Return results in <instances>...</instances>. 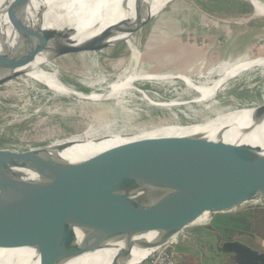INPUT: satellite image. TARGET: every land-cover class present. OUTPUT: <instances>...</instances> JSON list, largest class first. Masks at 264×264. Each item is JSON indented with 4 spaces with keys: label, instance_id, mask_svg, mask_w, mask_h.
Masks as SVG:
<instances>
[{
    "label": "water",
    "instance_id": "water-1",
    "mask_svg": "<svg viewBox=\"0 0 264 264\" xmlns=\"http://www.w3.org/2000/svg\"><path fill=\"white\" fill-rule=\"evenodd\" d=\"M24 4H19L18 10ZM15 12H11L10 22L18 40L39 38L38 33L29 37L35 31L21 24ZM149 20H139L130 34ZM107 36L104 33L102 37ZM112 43L86 51L81 49L84 45L66 49L43 56L42 61L50 63L67 55L101 51ZM27 50L24 47L25 54L18 59L0 55V71L6 74L0 86L22 76L18 72L31 65L37 51ZM239 111L248 113L240 122L246 127L234 122L218 131L216 140L202 133L155 134L196 125L209 129L228 126L222 120ZM263 123L264 100L199 123L106 134L95 137L94 143L110 140L111 136L126 141L74 165L0 148V251L27 249L32 252L30 264H73L112 251L110 264H139L170 240L188 236L185 230L199 226L195 223L201 217L230 213L247 201L264 198V148L221 140L230 130L250 136ZM258 139L264 146V134ZM50 145L42 150L50 157L52 152L73 146ZM216 242V251L229 256L233 264H264V254L242 241Z\"/></svg>",
    "mask_w": 264,
    "mask_h": 264
},
{
    "label": "rangeland",
    "instance_id": "rangeland-1",
    "mask_svg": "<svg viewBox=\"0 0 264 264\" xmlns=\"http://www.w3.org/2000/svg\"><path fill=\"white\" fill-rule=\"evenodd\" d=\"M255 1L264 9V0ZM248 2L253 7L249 0H157L142 19L149 18L148 23L129 39H91L100 32L86 34L71 49L84 45L81 49L86 51L114 43L101 51L67 55L50 63L37 60L35 63L43 70L83 96L102 94L112 83L131 76L162 80L137 81L131 85L134 91L123 90L105 101H89L67 96L74 92L56 93L27 75L17 77L0 86V148L74 164L109 149L120 139L111 136L95 144L98 136L199 123L262 102L264 65L234 75L243 65L264 59V13L252 9ZM213 81H221L215 93L200 92L193 86L206 87ZM169 103L174 106H167ZM198 126L201 125L194 127ZM63 143L73 146L60 153L52 152L51 157L42 152L47 144L52 148ZM254 207L264 208V198L240 206ZM205 220L206 217L197 224ZM209 220L210 217L203 226ZM199 227L202 225L185 231ZM241 241L264 254V241ZM107 254L108 251L97 253L82 261L94 262ZM224 264L233 263L228 260Z\"/></svg>",
    "mask_w": 264,
    "mask_h": 264
},
{
    "label": "bare ground",
    "instance_id": "bare-ground-1",
    "mask_svg": "<svg viewBox=\"0 0 264 264\" xmlns=\"http://www.w3.org/2000/svg\"><path fill=\"white\" fill-rule=\"evenodd\" d=\"M155 1L157 0H26L24 2L23 0H0V55L7 59H18L25 54L24 47L28 49V52L37 51L31 65L20 70L18 73H22L23 76L27 75L56 93L63 95L72 93L74 90L63 85L53 73L43 70L39 63L35 62L42 59L43 56H48L75 46L77 41L84 38L86 34L100 32L91 39L103 38L102 36L104 33H108L107 38L117 37L124 38L125 40L129 39L131 35L129 31L136 27L139 20L142 21L149 10V6ZM249 1L255 9L264 13L263 7L258 2L255 0ZM23 3L26 4H24L22 10H18L17 7L19 4L22 5ZM13 10L17 11V13H15L21 24L35 31L30 33L29 37L32 38L35 33H38L37 37L39 38L31 41L18 40V35L14 32L10 22L11 12H13ZM124 23L126 24L125 26H123ZM116 27L128 31L117 32V30H115ZM13 40H15V42L11 43ZM7 41L9 44H3V42ZM262 65H264V59L245 64L238 72H236V70L234 75L239 76L252 68ZM5 77V72L0 71V79ZM141 80H162V78L154 76H131L130 78H124L123 80L119 79L112 83L102 94L93 93L83 96L81 93L74 92V94H67V96L76 98L85 97L84 99L89 101H105L118 95L123 90L134 91L135 88L131 85ZM185 80L188 79L185 78ZM220 82L221 81H213L206 87L197 86L195 84L193 86L200 92L215 93ZM157 106L164 105L158 104ZM167 106H174V104L169 103ZM247 115V112L239 111L224 118L222 122H228V126H225V124L211 129L205 125L191 128H175L163 134L189 135L202 133L207 135L209 139L216 140L219 137L218 131L235 125H232L234 122H238L239 125L246 127V124L240 122H242ZM263 134L264 123L262 127L254 130L250 136L239 135L236 130H230L221 137V140L223 143L230 145L249 144L264 148L263 142L258 139V135ZM123 141L119 139L116 144L122 143ZM205 217L206 216L201 217L195 224ZM113 256L114 252L108 251V254L105 255L104 258L97 261L83 262V259H80L73 264H110ZM11 260H17L16 264H30L32 252L27 249L0 251V264H12Z\"/></svg>",
    "mask_w": 264,
    "mask_h": 264
},
{
    "label": "trees",
    "instance_id": "trees-1",
    "mask_svg": "<svg viewBox=\"0 0 264 264\" xmlns=\"http://www.w3.org/2000/svg\"><path fill=\"white\" fill-rule=\"evenodd\" d=\"M242 6L249 8L247 3H242ZM81 91L83 93L86 92ZM197 230L207 231L215 239H219L220 244L241 241L243 238L264 241V208L239 207L230 213L213 214L210 217L208 225L200 227ZM178 264L201 263L194 257L184 256Z\"/></svg>",
    "mask_w": 264,
    "mask_h": 264
},
{
    "label": "crops",
    "instance_id": "crops-1",
    "mask_svg": "<svg viewBox=\"0 0 264 264\" xmlns=\"http://www.w3.org/2000/svg\"><path fill=\"white\" fill-rule=\"evenodd\" d=\"M197 229L187 231L188 236L179 239L178 245L174 248L175 264H178L184 256L194 257L201 264H224L225 256L215 249L216 239L207 231H198ZM243 243L252 248L247 243Z\"/></svg>",
    "mask_w": 264,
    "mask_h": 264
},
{
    "label": "built area",
    "instance_id": "built-area-1",
    "mask_svg": "<svg viewBox=\"0 0 264 264\" xmlns=\"http://www.w3.org/2000/svg\"><path fill=\"white\" fill-rule=\"evenodd\" d=\"M206 222H207V218L205 222L200 225L203 226L205 225ZM181 237H184V236H178L170 240L168 243H166L160 249L152 253L148 258H146L144 261H142L139 264H175L173 250L175 246L178 245L179 238Z\"/></svg>",
    "mask_w": 264,
    "mask_h": 264
},
{
    "label": "flooded vegetation",
    "instance_id": "flooded-vegetation-1",
    "mask_svg": "<svg viewBox=\"0 0 264 264\" xmlns=\"http://www.w3.org/2000/svg\"><path fill=\"white\" fill-rule=\"evenodd\" d=\"M203 227V226H202ZM225 258H226V262L229 260L231 261V259L229 258V256L225 255Z\"/></svg>",
    "mask_w": 264,
    "mask_h": 264
}]
</instances>
